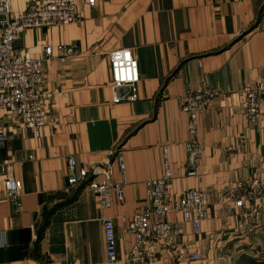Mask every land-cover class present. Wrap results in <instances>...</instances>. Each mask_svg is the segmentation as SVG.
Wrapping results in <instances>:
<instances>
[{
  "label": "crops",
  "instance_id": "obj_1",
  "mask_svg": "<svg viewBox=\"0 0 264 264\" xmlns=\"http://www.w3.org/2000/svg\"><path fill=\"white\" fill-rule=\"evenodd\" d=\"M28 4L11 0L19 13ZM77 10V23L16 40L44 60L40 91L53 97L39 138L0 111L8 134L0 162H11L22 186L16 209L0 175V264H125L135 238L122 219L148 207L145 183L163 177L166 156L169 191L204 190L210 207L198 231L182 224L181 235L142 264H264V111L251 124L245 93L264 79V0H77ZM61 44L77 45L81 55L46 60L45 49ZM120 49L135 53L140 81L136 101L115 104L109 54ZM204 88L218 94L199 117L204 152L197 176L187 177L180 101ZM118 150L124 172L111 155ZM69 158L78 168L110 167L123 201L102 209L90 189L70 188ZM104 219L115 226V263L107 259Z\"/></svg>",
  "mask_w": 264,
  "mask_h": 264
},
{
  "label": "built area",
  "instance_id": "obj_2",
  "mask_svg": "<svg viewBox=\"0 0 264 264\" xmlns=\"http://www.w3.org/2000/svg\"><path fill=\"white\" fill-rule=\"evenodd\" d=\"M94 6L95 0H88ZM77 0H29L27 9L15 12L11 0H0V111H5L20 119L21 123L37 138L47 125L45 103L52 100L50 93H43L40 87L44 82V60L34 59L28 52L16 47L20 34L31 29L48 28L79 22ZM81 52L77 45L61 44L45 49V59L56 58L64 63L78 57ZM111 90L113 102L136 101V86L140 81L139 64L135 53L129 49L115 50L109 54ZM246 112L251 124H257L264 111V79L251 89H246ZM218 92L204 88L189 91L182 96L181 110L187 115L189 138L184 145L186 160L184 170L187 177H196L198 164L204 148L199 140V117L205 113ZM8 143V134L0 119V148ZM120 172L125 171L123 153L118 150L111 154ZM9 160L0 162V175H5V196L16 209L21 207V182L11 175ZM108 166L90 165L78 168L76 159L69 158L67 183L70 188H88L98 198L102 209L113 206L114 199H124V187L111 179ZM172 178L170 162L166 156L163 177L145 183L148 207L122 220L135 238V247L128 254L125 264H142L154 259L156 250L165 248L181 235V225H189L198 231L206 220L210 207L209 195L204 190L189 189L173 194L168 189ZM252 197V194H249ZM236 206L245 210L244 200ZM180 215V221H171L169 216ZM106 253L109 263L117 261V239L111 219L103 220ZM191 260H199L197 253L189 255Z\"/></svg>",
  "mask_w": 264,
  "mask_h": 264
}]
</instances>
